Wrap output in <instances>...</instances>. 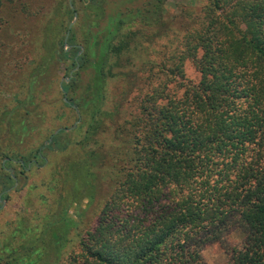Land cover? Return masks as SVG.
I'll list each match as a JSON object with an SVG mask.
<instances>
[{
	"label": "trees",
	"instance_id": "obj_1",
	"mask_svg": "<svg viewBox=\"0 0 264 264\" xmlns=\"http://www.w3.org/2000/svg\"><path fill=\"white\" fill-rule=\"evenodd\" d=\"M166 2L0 0V31L17 36L0 47V211L20 199L0 264H206L212 244L225 264H264V0H206L158 65L171 78L118 120L109 86L165 34ZM101 181L110 193L70 251L69 211ZM235 231L240 248L225 242Z\"/></svg>",
	"mask_w": 264,
	"mask_h": 264
},
{
	"label": "rangeland",
	"instance_id": "obj_2",
	"mask_svg": "<svg viewBox=\"0 0 264 264\" xmlns=\"http://www.w3.org/2000/svg\"><path fill=\"white\" fill-rule=\"evenodd\" d=\"M205 3L206 0H167L164 10L165 34L154 37L151 40L146 38L142 39L137 48L131 50L127 55L130 60V64L125 69V71L127 70V76L119 77V79L112 81L109 86L108 106L118 103L120 101V95L123 96V99H121L123 101L120 102L122 106L120 107L121 115L120 118L117 117L118 120L130 118V114H136L137 101L139 100L135 99H141L145 93L152 92L157 87H162L171 78L164 70L171 65V62L168 60L173 53L180 49L179 42L181 36L197 20L201 14V8ZM146 32L149 33L148 31ZM156 33L160 32L157 31ZM142 34L144 35L146 33ZM30 35L32 33L28 34L29 38ZM15 44H17V36L14 38L13 34L0 31L1 48L14 50L16 48ZM158 65H165V68L162 70L161 66L159 68ZM178 79L176 80L180 81ZM198 79L199 74L193 63L185 61L183 63L184 82L187 83V81H190L195 83ZM177 81L168 83L169 88L167 86V90L174 91ZM131 86L135 87L132 88ZM140 91L141 93L139 94ZM75 125L76 123L73 124V126ZM65 130L70 131L71 128L68 127ZM100 142L108 152H112L114 146H116L115 144H117L108 133L100 138ZM69 154L72 155V152ZM58 158L59 156L52 157V160L54 161ZM32 180L35 182H39V180L47 182L49 178L47 173H42L35 174ZM92 189L91 187L90 191ZM39 192H44L43 188L40 187ZM92 193V198L84 197L76 207H72L69 211V214H71L76 224H78L76 229L69 231V239L71 241L70 251H78L77 243L79 238L93 225L102 205L110 193V186L106 181H101L92 190ZM19 203V197L13 196L6 206L4 205L5 208L0 211V226L6 224L13 218L14 211ZM225 242L229 246H237L240 248L242 245V235L239 231L232 232L226 238ZM201 255L206 264H225L228 259L225 249L219 244L207 246L202 250Z\"/></svg>",
	"mask_w": 264,
	"mask_h": 264
},
{
	"label": "water",
	"instance_id": "obj_3",
	"mask_svg": "<svg viewBox=\"0 0 264 264\" xmlns=\"http://www.w3.org/2000/svg\"><path fill=\"white\" fill-rule=\"evenodd\" d=\"M75 20H76V14H75L74 19H73V21L71 22L70 26H72V24L75 22ZM67 36H68V34L66 35V38H67Z\"/></svg>",
	"mask_w": 264,
	"mask_h": 264
}]
</instances>
